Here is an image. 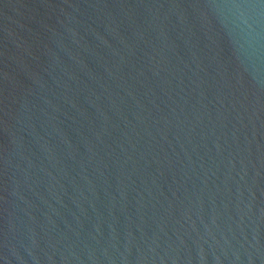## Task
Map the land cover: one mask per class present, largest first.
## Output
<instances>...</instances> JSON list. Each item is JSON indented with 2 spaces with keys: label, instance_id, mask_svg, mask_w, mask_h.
<instances>
[{
  "label": "water",
  "instance_id": "obj_1",
  "mask_svg": "<svg viewBox=\"0 0 264 264\" xmlns=\"http://www.w3.org/2000/svg\"><path fill=\"white\" fill-rule=\"evenodd\" d=\"M0 264H264V0H0Z\"/></svg>",
  "mask_w": 264,
  "mask_h": 264
}]
</instances>
